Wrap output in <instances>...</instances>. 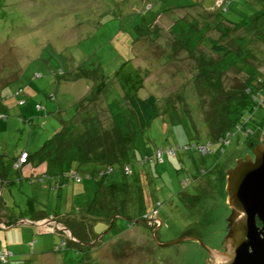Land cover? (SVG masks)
Wrapping results in <instances>:
<instances>
[{
	"label": "rangeland",
	"instance_id": "1",
	"mask_svg": "<svg viewBox=\"0 0 264 264\" xmlns=\"http://www.w3.org/2000/svg\"><path fill=\"white\" fill-rule=\"evenodd\" d=\"M227 5L229 0H0V163L11 181L0 187V194L9 213L18 211V219L26 222L38 212L48 218L36 226L0 229V250L11 256L8 264H202L205 254L198 243L177 241L190 234L207 248L220 245L228 215L220 178L234 166L233 156L246 153L244 141L235 137L227 147L212 145L205 156L184 147L209 142L203 121L207 96L196 90L201 70L218 76L224 91L246 82L247 76L218 67L221 59L209 47L202 42L193 47L173 30L185 25L233 49L232 39H248L247 62L255 69L248 85L263 88L264 38L246 33L252 25H231L262 9L264 0ZM134 84L139 99L155 96L159 117L143 132L135 128L127 149L131 174L116 171L105 179L126 183L129 195L146 198L142 207L133 202L130 210L147 217L134 219L131 226L127 220L118 219L112 227L99 222L94 233L103 242L90 245L86 254L75 252L63 230L49 232L53 219L70 218L86 206L93 181L69 182L54 191L46 182L20 178L12 163L18 157L20 164L25 162L22 152L35 153L58 129L59 119L68 120L81 101L87 109L94 105L101 125L109 126L108 100L126 106L125 89ZM88 96L95 102H87ZM256 112L264 117V104ZM250 129L255 132V125ZM156 148L179 150L162 164L142 165V156H152ZM48 167L38 174L27 169L34 177ZM185 179L189 183L182 189ZM119 193L117 199L123 196ZM114 211H120L119 202ZM172 242L177 243L165 245Z\"/></svg>",
	"mask_w": 264,
	"mask_h": 264
},
{
	"label": "trees",
	"instance_id": "2",
	"mask_svg": "<svg viewBox=\"0 0 264 264\" xmlns=\"http://www.w3.org/2000/svg\"><path fill=\"white\" fill-rule=\"evenodd\" d=\"M233 1L237 0H229V5ZM229 5L226 7L228 8ZM190 6L193 7V5ZM182 8H186V6ZM221 12L220 14H223L227 11ZM263 19L264 7L248 16L245 15L242 20L237 24H232L231 27L246 26L245 28H247L252 25L251 29H246V33L249 34L254 31L257 36L264 38ZM227 30L226 28L225 31ZM173 31L181 39L182 36H185L186 38L184 37L183 39L186 41L190 40L193 47L200 42L209 47L221 59L217 63L219 64L218 67L233 68L245 73L247 76L246 82L224 91L218 76L210 72L211 70H201V77L198 78L200 84H197L196 90L199 92L198 95L205 93L204 95L207 96L203 121L207 127L209 142L203 145L207 147V153L202 154L200 152V154L202 156L211 154V147L215 144L227 147L235 137L239 143L244 141L245 147H248L252 142H256L258 139L255 138H259L260 135L264 134V117L262 115L255 116L256 111L264 104V94H260V90L264 91V87L253 88L248 85L251 78H253V74H255V69L247 62L246 57V54L249 53L247 47L249 40L232 39L231 42L235 45L233 49L231 44L227 48L215 40L205 38L204 34L199 35L185 25H180ZM212 67H216V63L212 64ZM134 77L137 78L136 75ZM135 84L131 86L130 90L126 91L127 89H125L127 96L126 106L121 105L116 99L108 100L109 126L104 127L101 125L97 112L92 109L95 108L94 105L91 109H87L84 102L81 101L74 105V114L68 120L59 119L58 129L35 153L29 155L27 152H22L24 159L27 158L26 161L24 160L25 162L20 164L18 157L12 163L11 169L20 178L39 180L42 185L46 182V188L54 191L62 189L69 182L76 185L81 184L84 180L93 181L86 206L82 209H76L75 216L70 218L62 216L58 217L59 220L53 219L59 227L69 233L70 237L66 235L68 248L75 252L86 254L85 251L87 249L90 250L88 247L96 243L98 235L94 233V225L99 222L112 227L119 219L127 220L128 226H131L134 219H142V215L147 217L145 214L130 210V205L133 202L135 206L142 207V201H145L146 198L140 199L138 193L134 197L129 195L126 191L128 187L126 183L120 185L108 184L105 179V176L116 173V171L125 177L131 174V166L126 163L128 162L127 149L135 137V128L137 127L138 131L143 132L150 126L152 121L159 117V106L155 96L139 99L136 94ZM92 99L93 97H85L87 102H95ZM37 109L40 110V106ZM1 117L3 118L4 116L1 115ZM253 125H255V132L250 129V126ZM200 146L198 142L191 143L187 144L184 150L186 152L189 150L199 152L198 147ZM169 149L173 150V156L166 154ZM178 150V148H156L152 156H142L140 162L142 165L151 162L158 164L154 155L156 151H161L162 162L159 164H162L164 158H174ZM42 166H50L48 167V172L34 177L29 175L27 167L36 170ZM65 168L68 169L58 172V169ZM125 169H128V174L125 173ZM80 172L87 174H80ZM8 173L0 163L1 188L4 187L5 183H11L8 180ZM59 175H62L63 179H60ZM187 181L189 182L188 179ZM114 187L117 188L113 189ZM118 191H122L123 194L120 199H117L118 194H120ZM138 199H140V203ZM115 202H119L120 211H114ZM156 208L154 209L156 210ZM16 215H18L16 210L15 213H9L8 204L0 194V229L3 230L17 223L24 222L22 219H18ZM47 219L45 213L38 212L34 213L32 219L26 221V224L32 225ZM53 233H55V230ZM64 234L61 232V235ZM100 242H103V236L98 243ZM3 250H0V264H8V259L11 256Z\"/></svg>",
	"mask_w": 264,
	"mask_h": 264
},
{
	"label": "water",
	"instance_id": "3",
	"mask_svg": "<svg viewBox=\"0 0 264 264\" xmlns=\"http://www.w3.org/2000/svg\"><path fill=\"white\" fill-rule=\"evenodd\" d=\"M245 149L242 157L231 158L234 166L220 178L222 208L228 212L220 245L207 248L192 236L177 241L198 243L205 254L202 264H264V139L250 143ZM217 207L216 204L211 213Z\"/></svg>",
	"mask_w": 264,
	"mask_h": 264
},
{
	"label": "built area",
	"instance_id": "4",
	"mask_svg": "<svg viewBox=\"0 0 264 264\" xmlns=\"http://www.w3.org/2000/svg\"><path fill=\"white\" fill-rule=\"evenodd\" d=\"M198 150L202 154H206L207 153V147L206 146H203V147L200 146V147H198ZM173 153L174 152H173L172 149H169V150L166 151V154L169 155V156L170 155L173 156L174 155ZM154 157H155V159H156V161L158 163H161L162 162V154H161V151H156ZM125 173L128 174V169H125ZM186 185H187V179L181 182V186L182 187H186ZM144 218H146V217H144ZM51 227H52V229H51V231L49 233H53L54 232V228H56L57 230H62V228L59 227L55 222L52 223V226Z\"/></svg>",
	"mask_w": 264,
	"mask_h": 264
},
{
	"label": "crops",
	"instance_id": "5",
	"mask_svg": "<svg viewBox=\"0 0 264 264\" xmlns=\"http://www.w3.org/2000/svg\"><path fill=\"white\" fill-rule=\"evenodd\" d=\"M42 169H43V166L42 167H40V168H38V169H36V170H34L35 171V173H40V171H42Z\"/></svg>",
	"mask_w": 264,
	"mask_h": 264
},
{
	"label": "flooded vegetation",
	"instance_id": "6",
	"mask_svg": "<svg viewBox=\"0 0 264 264\" xmlns=\"http://www.w3.org/2000/svg\"><path fill=\"white\" fill-rule=\"evenodd\" d=\"M185 236L187 237V236H192V235L187 234V235H185ZM101 237H102V236H97L96 241H99ZM181 238H182V237H181Z\"/></svg>",
	"mask_w": 264,
	"mask_h": 264
},
{
	"label": "clouds",
	"instance_id": "7",
	"mask_svg": "<svg viewBox=\"0 0 264 264\" xmlns=\"http://www.w3.org/2000/svg\"><path fill=\"white\" fill-rule=\"evenodd\" d=\"M188 183H189V182L187 181V185H188ZM187 185H186V186H187ZM184 188H185V187H182V189H184ZM37 225H38V224H37ZM157 226H158V225H157ZM157 226H156V227H157ZM62 230L68 235V233L66 232V230H64V229H62ZM68 236H69V235H68ZM69 237H70V236H69Z\"/></svg>",
	"mask_w": 264,
	"mask_h": 264
}]
</instances>
